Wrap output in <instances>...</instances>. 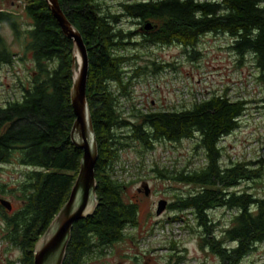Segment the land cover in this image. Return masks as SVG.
Segmentation results:
<instances>
[{"label": "trees", "instance_id": "16d2710c", "mask_svg": "<svg viewBox=\"0 0 264 264\" xmlns=\"http://www.w3.org/2000/svg\"><path fill=\"white\" fill-rule=\"evenodd\" d=\"M23 1V9L17 0L12 4L18 11H0V67L13 66L19 55L3 36L4 26L22 48L20 61L30 54L34 64L21 94L0 105V172L11 164L25 169L12 184L0 181V197L11 196L19 205L11 212L0 205V246L6 254L0 264H34L35 247L67 203L83 157L71 141L73 42L62 32L46 0ZM107 1L59 0L88 50L87 97L99 148V205L93 216L74 224L64 264L101 260L116 244L135 236L130 229L139 226V207L126 200V193L141 179L115 178L121 150L135 145L145 153L159 143L176 146L185 141L194 142V161L204 159L202 166L153 169L166 180L193 188L175 196L170 211L177 216L171 221L183 220L191 235L198 233L200 250L219 264H257L246 259L264 243V193L258 196L239 188L260 179L262 167L254 168L256 163L251 161L223 165L227 148L220 145L223 137L240 128L248 101L216 93L192 102L191 107L174 104L171 111L143 112L134 102L133 86L164 68L178 67L159 63L152 59L151 50L141 49L179 45L193 62L200 56L199 40L208 34L228 36L229 49L240 64L252 59L259 74L255 78L264 82V0H122L116 10ZM124 20L136 26L135 31L123 29ZM147 21L157 29L142 32ZM129 46L136 51L126 55ZM214 210L232 212L228 225L214 223L210 215ZM169 246L168 264H182L185 256L178 243L169 241ZM10 250L19 256L9 257Z\"/></svg>", "mask_w": 264, "mask_h": 264}, {"label": "rangeland", "instance_id": "374dc122", "mask_svg": "<svg viewBox=\"0 0 264 264\" xmlns=\"http://www.w3.org/2000/svg\"><path fill=\"white\" fill-rule=\"evenodd\" d=\"M17 0H0V10L6 12L18 11L17 5L24 7V1L18 0L17 5L12 4ZM122 0H108L107 5L112 10L118 8ZM22 21L28 25V19L23 16ZM26 27V26H25ZM126 31L136 29L128 20H124L121 25ZM3 36L12 50L19 54L17 62L10 67H0V105L9 100L16 99L21 94V86L28 85L34 67L32 56L29 54L25 60L20 61L22 48L14 41L12 31L8 26L2 30ZM140 38L136 39L139 40ZM231 39L226 35L208 34L199 40L197 50L200 56L193 62L188 61L183 48L179 45L153 46L149 49H141L142 52H153L152 59L159 63H174L177 69L164 68L156 76L147 79H139L135 86L134 102L140 105L143 112L151 111L164 106L185 104L191 107L194 100L206 99L213 91L239 92L240 98L248 101L247 110L241 118L240 128L231 134L223 145L227 148L225 157L222 159L223 165H229L231 161H251L255 162L254 168L262 167V177L257 180L244 182L239 190L247 189L251 193L263 196L264 193V82L255 78L259 76L254 69L249 57L240 64V58L229 49ZM135 47L129 46L125 54H132ZM175 106V105H174ZM172 107V106H171ZM188 107V106H186ZM166 110H171L166 109ZM129 115V114H128ZM126 115V117L128 116ZM134 119V118H132ZM140 147L133 145L130 149H122L121 157L116 165L129 162L133 165L139 163L141 172H135L131 178L125 181L141 179L137 184L130 186L126 193V200H134L135 196L140 200L139 204V226L137 229H130L134 233L133 239H126L122 243L111 248L107 256L101 260L89 261L86 264H131L130 261L122 260L126 253L132 257L153 256L159 264H167L170 254L169 241H176L179 245V252L185 256L182 264H219V260L213 256L206 255L200 250L198 244V233L191 235L189 230L184 228V221L172 222L171 219L177 216L176 213L168 211L161 216L156 215L158 200L163 196V200L172 204L176 195L188 194L193 188L181 183L171 182L158 176L153 169L173 171L193 170L203 165L204 159H197L194 152V142L185 141L182 145H172L159 143L153 151L139 153ZM198 157V156H197ZM190 161H194L189 165ZM25 169L18 165H8L0 172V181L6 184L14 183L19 179L20 173ZM144 181V182H143ZM149 185L153 196L146 198L144 187ZM148 187V188H149ZM141 188L142 193L138 194L137 189ZM10 201L13 210L18 208L17 200L11 196L0 197ZM170 200V201H169ZM168 204V205H169ZM167 209V208H166ZM232 213V212H231ZM225 214L222 210H214L210 213L215 220L214 223L222 222L228 225L230 214ZM196 226V224H194ZM216 228V232H219ZM198 231V229H196ZM184 250V251H183ZM137 253V254H136ZM16 250H10L7 255L13 259L19 256ZM6 259L4 248L0 246V258ZM256 262L264 264V243L258 245L257 251L247 257L246 262Z\"/></svg>", "mask_w": 264, "mask_h": 264}, {"label": "water", "instance_id": "95a60500", "mask_svg": "<svg viewBox=\"0 0 264 264\" xmlns=\"http://www.w3.org/2000/svg\"><path fill=\"white\" fill-rule=\"evenodd\" d=\"M46 2L64 35L73 42L71 103L75 122L71 130V141L83 152V157L67 203L35 247L34 264H64L74 224L93 216L99 205L96 180L99 148L87 97L90 64L86 44L80 31L65 15L59 0ZM156 29L157 26L150 21L141 27L144 33ZM145 188L148 190V185ZM0 205L9 212L13 210L12 203L6 199H0ZM167 206L168 202L161 200L156 215L161 216Z\"/></svg>", "mask_w": 264, "mask_h": 264}, {"label": "built area", "instance_id": "2783aa9c", "mask_svg": "<svg viewBox=\"0 0 264 264\" xmlns=\"http://www.w3.org/2000/svg\"><path fill=\"white\" fill-rule=\"evenodd\" d=\"M217 93V95H219V96H221V95H224V94H228V97L230 98V99H232V100H240V101H242V100H245V99H243V98H240V96H239V92H237V91H228L227 93H225V91H219V92H216V91H213L211 94H210V96H212L213 94H216ZM207 98H209V97H207ZM206 98V99H207ZM206 99H198V100H194V101H192V102H195V101H198V102H200V101H202V100H206ZM245 101H247V100H245ZM137 107H138V109L141 107L140 105H137ZM144 111V110H143ZM145 112H147V111H145ZM129 113H128V111L124 114V116H126V115H128ZM243 117V116H242ZM230 136V135H229ZM229 136H227V137H229ZM227 137L225 136V137H223L222 138V145H223V142L225 141V139H227ZM224 147H225V145H223ZM120 157H121V155H120ZM140 168H141V165L139 164V163H136V165H133V164H131V163H129V162H124L123 164H119V165H116L115 166V172H114V176H115V178H117L119 181H125V178H131V176L133 175V174H135V172H141V170H140ZM131 180V179H130Z\"/></svg>", "mask_w": 264, "mask_h": 264}, {"label": "flooded vegetation", "instance_id": "af4514ba", "mask_svg": "<svg viewBox=\"0 0 264 264\" xmlns=\"http://www.w3.org/2000/svg\"><path fill=\"white\" fill-rule=\"evenodd\" d=\"M172 105H169V107H167V108H165L164 106H162V107H159V108H157L156 109V111L158 110V111H165V112H167V111H171L172 110V107H171ZM171 109V110H166V109ZM140 181H142V180H140ZM144 182V181H143ZM148 187H149V185H148ZM144 189H145V196H146V198H151L152 196H153V194L154 193H157V192H154L153 190L151 191V189H150V187L148 188V190H146V188L144 187ZM137 193L138 194H141L142 193V189L141 188H138L137 189ZM161 200H163V196H161V198L158 200V204H159V202L161 201ZM170 201V200H169ZM130 202H132V203H134V204H136L138 207H139V204H140V200H138L137 198H136V196H135V198H134V200H131ZM157 204V205H158ZM168 204H169V202H168ZM170 205L171 204H169L168 206H167V209H166V211L164 212V214L165 213H167L168 211H170ZM157 210V209H156ZM137 254V253H136ZM122 260H127V261H130L131 262V264H159L158 263V261H157V259H155L153 256H144V257H139V255H134L133 257L131 256V255H129V253H126V256H124L123 257V259ZM120 264H123V263H120ZM126 264V263H125ZM168 264V263H167Z\"/></svg>", "mask_w": 264, "mask_h": 264}]
</instances>
